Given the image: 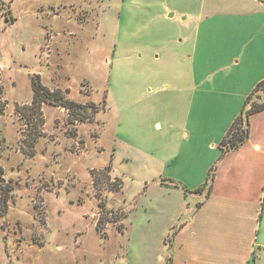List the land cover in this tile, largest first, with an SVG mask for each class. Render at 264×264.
I'll return each instance as SVG.
<instances>
[{
	"label": "rangeland",
	"instance_id": "rangeland-1",
	"mask_svg": "<svg viewBox=\"0 0 264 264\" xmlns=\"http://www.w3.org/2000/svg\"><path fill=\"white\" fill-rule=\"evenodd\" d=\"M201 1L2 0L0 264H164L143 207L153 206L158 223L174 196L163 197L159 180L144 177L151 170L143 173L142 152L126 155L122 147L132 141L158 156V144L136 141L134 129L155 143L170 123L180 129L184 93L168 86L148 94L147 83L187 81L182 60ZM35 75L86 105L83 120L50 95L38 107ZM117 126L123 138H115ZM123 208L127 217L114 216Z\"/></svg>",
	"mask_w": 264,
	"mask_h": 264
},
{
	"label": "crops",
	"instance_id": "crops-1",
	"mask_svg": "<svg viewBox=\"0 0 264 264\" xmlns=\"http://www.w3.org/2000/svg\"><path fill=\"white\" fill-rule=\"evenodd\" d=\"M205 4L202 0L190 52L182 60L188 76L185 84L157 77L147 83L148 94L165 93L168 86L184 93L180 129H173L167 111L170 127L159 143L134 129L136 141L158 144V156L132 141L122 148L126 155L138 157L142 152L140 158H148L143 173L151 170L150 177H144L159 180L163 197L174 196L175 204L164 206L158 223L153 206L143 207L147 236L164 254L160 261L264 264V109L249 115L247 140L219 158L222 140L247 97L264 80V0H211L203 11ZM163 102L171 110L165 96ZM151 127L161 130L158 121ZM117 133L118 126L115 138L124 137V131L123 137ZM213 165L210 190L194 192ZM124 209L118 218L127 217L122 216ZM119 220L118 226L124 224ZM134 225L130 220L132 229Z\"/></svg>",
	"mask_w": 264,
	"mask_h": 264
},
{
	"label": "trees",
	"instance_id": "trees-1",
	"mask_svg": "<svg viewBox=\"0 0 264 264\" xmlns=\"http://www.w3.org/2000/svg\"><path fill=\"white\" fill-rule=\"evenodd\" d=\"M0 9H3V2L0 0ZM6 13L5 18L8 20L9 16H7V13H9V10L4 11ZM32 89L34 94V102L37 103V106L39 107V102H44L43 97L46 98L48 95L58 100L59 104H56L60 106V104H64L61 106H66L68 110L71 111L72 115L76 119L77 116L81 115L80 120H83V110H86V105L83 103H78L73 100H67L63 97V94L59 93L58 91L49 90L45 85H43L40 82L39 75H35L32 80ZM259 97V99L257 98ZM264 80L257 85L254 92L247 97L244 106L242 110L240 111V114L230 127L229 131L227 132L226 136L222 140L220 144V155L219 158H221L227 151L236 150L239 148L248 138V118L249 115L252 114L255 111L264 109ZM263 100V101H262ZM76 116V117H75ZM2 142V141H1ZM36 140L34 138H30V140L27 141V143L30 144V147L35 144ZM218 158V159H219ZM215 170L216 165H213L210 170L208 171L207 177L205 182L198 188L194 190V192H201L203 189L208 188L210 190L211 184L213 182L214 176H215ZM1 171V169H0ZM5 191L3 195V201L7 202V192ZM99 229V226H97Z\"/></svg>",
	"mask_w": 264,
	"mask_h": 264
},
{
	"label": "built area",
	"instance_id": "built-area-1",
	"mask_svg": "<svg viewBox=\"0 0 264 264\" xmlns=\"http://www.w3.org/2000/svg\"><path fill=\"white\" fill-rule=\"evenodd\" d=\"M103 212H106V210H105L104 208L100 209V210L97 212V214L94 215L93 218H94V221H95V225H98V224L100 223L101 219L103 218ZM113 214H114L113 212H110V213H109V216L111 217ZM92 215H93V214H92ZM115 215L117 216V213L114 214V216H115ZM106 223L108 224L109 222L107 221ZM107 224L104 225V227H106Z\"/></svg>",
	"mask_w": 264,
	"mask_h": 264
},
{
	"label": "water",
	"instance_id": "water-1",
	"mask_svg": "<svg viewBox=\"0 0 264 264\" xmlns=\"http://www.w3.org/2000/svg\"><path fill=\"white\" fill-rule=\"evenodd\" d=\"M259 99V97H257Z\"/></svg>",
	"mask_w": 264,
	"mask_h": 264
}]
</instances>
